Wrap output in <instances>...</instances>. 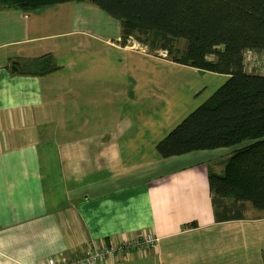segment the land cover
Segmentation results:
<instances>
[{
  "label": "crops",
  "instance_id": "obj_1",
  "mask_svg": "<svg viewBox=\"0 0 264 264\" xmlns=\"http://www.w3.org/2000/svg\"><path fill=\"white\" fill-rule=\"evenodd\" d=\"M120 41V21L88 0L0 7V264L72 258L146 232L154 248L113 264H262L264 213L211 200L208 176L234 147L161 157L157 142L204 100L171 121L162 100L139 110L153 65L138 59L180 63ZM43 55L57 68L35 74Z\"/></svg>",
  "mask_w": 264,
  "mask_h": 264
},
{
  "label": "trees",
  "instance_id": "obj_2",
  "mask_svg": "<svg viewBox=\"0 0 264 264\" xmlns=\"http://www.w3.org/2000/svg\"><path fill=\"white\" fill-rule=\"evenodd\" d=\"M62 1L0 0V7L29 11ZM88 1L120 21L121 44L132 38L150 53L163 51L176 63L227 75L157 142L156 151L167 158L234 147L222 171L208 176L213 206L230 199L264 210V0ZM247 51L263 55L259 72L246 69ZM31 63L39 75L57 68L50 55Z\"/></svg>",
  "mask_w": 264,
  "mask_h": 264
},
{
  "label": "rangeland",
  "instance_id": "obj_3",
  "mask_svg": "<svg viewBox=\"0 0 264 264\" xmlns=\"http://www.w3.org/2000/svg\"><path fill=\"white\" fill-rule=\"evenodd\" d=\"M183 41L184 40H178L176 46L178 45L179 47H182L184 44ZM136 47L140 48V45L139 46L137 45ZM144 51L147 52L148 50H144ZM160 53L162 54L164 52L158 51L153 55L161 57L162 55ZM130 58L131 61H133L135 56H132ZM120 62L122 61H116L117 64L116 71L120 72V75L118 76L119 80L121 78L124 80V78L126 77L124 73L125 69L123 68L119 69L118 64ZM123 62L125 63V59H123ZM137 63L141 66L143 65L145 68L146 66L150 67L151 65H153V67L149 68L150 70L148 71V75H150V78L144 80L147 83L148 87L146 90L147 91L146 94H144L146 96L141 95L142 102L138 103L139 110H141L142 108L150 107L152 104L150 105L147 104L149 102L151 103L157 101L161 103L162 100L163 102H165L167 107L166 119L170 121L179 112H182L185 104L189 102L192 103L190 99L193 100L194 102L205 100V98L210 96L223 83L224 80V78L221 77V75H217L219 73H215L211 71H203V70H201V72L200 71L194 72V70L190 68H184V65L182 64H170L165 62L164 60H158V59L155 60L150 58L143 60L142 58L141 59L139 58ZM261 65H262V59L258 55H256L252 51H247L245 53V67L248 71L259 72L261 70ZM122 83L123 86H126V79L124 80V82L122 81ZM198 87L199 89H197ZM194 89H197V91L200 90L199 95H197L196 97L193 96ZM168 96L171 97V99H169ZM96 98L98 99V101H100L99 95L96 96ZM144 104L147 105L143 106ZM247 204L249 205L250 209H254L253 213H257V214L264 213V212H260L258 209L255 210V208H253L250 205V203Z\"/></svg>",
  "mask_w": 264,
  "mask_h": 264
},
{
  "label": "built area",
  "instance_id": "obj_4",
  "mask_svg": "<svg viewBox=\"0 0 264 264\" xmlns=\"http://www.w3.org/2000/svg\"><path fill=\"white\" fill-rule=\"evenodd\" d=\"M157 242L158 237L150 232L140 233L132 238H121L111 243L89 242L75 257H49L44 264H96L99 262L113 264L117 255H127L140 249L154 248Z\"/></svg>",
  "mask_w": 264,
  "mask_h": 264
}]
</instances>
